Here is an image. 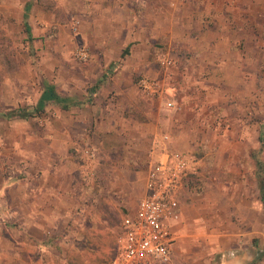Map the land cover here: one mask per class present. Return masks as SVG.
<instances>
[{
  "label": "rangeland",
  "instance_id": "1",
  "mask_svg": "<svg viewBox=\"0 0 264 264\" xmlns=\"http://www.w3.org/2000/svg\"><path fill=\"white\" fill-rule=\"evenodd\" d=\"M241 1L249 8L239 9L238 15L251 12L256 36L250 45L241 41L236 48L243 55L251 52L249 58L256 65L257 83H249L248 72L244 84L225 82L230 84L225 86L221 82L222 95L218 100L213 98L217 92L207 94L206 88L195 92L190 87L181 89L182 80L187 82L192 77L187 72L194 61L175 41L169 45L161 37L152 38L151 45L143 50L144 57L139 49L124 56L81 58L78 48L89 46L86 41L90 33L82 31L80 20L86 15L85 6L90 5V0H0V119L4 118L3 113L23 107L33 112L27 122L22 121L28 128L41 131L48 123L57 128L56 104H49L41 112L35 110L48 83L55 84L62 95L85 102L80 107L89 130L79 138L78 146L79 196L83 201L73 211L76 219L69 222L75 234L70 249L65 248L66 264L111 262L122 220L143 194L154 133L178 128L190 111L198 117L187 121L188 128L185 126L194 143L189 150L202 158V169L194 180L199 191L186 186L182 198L183 205L199 215L191 231L202 230L195 238L203 241L206 231L214 226L223 227L230 221L228 228L245 227L250 231L251 249L256 252L251 264H264V204L256 159L252 156L257 151L264 162V0ZM27 4L31 35L24 25ZM225 22L224 32L245 25L243 17L241 24L235 20ZM212 24L210 17L205 16L197 30L185 31L183 35L195 34L193 37L198 39ZM163 53L174 59L169 69L160 65L159 56ZM148 75L165 82L163 101L173 100L175 109L144 98L138 84L141 77ZM199 92L209 95L208 101L188 106L191 96ZM159 110L164 115L158 116ZM87 150L92 156L86 154ZM7 168L11 170L12 166ZM186 235L188 240H194L192 233ZM182 236L180 233L178 240ZM215 256L218 261L219 255ZM54 259L56 263L62 260Z\"/></svg>",
  "mask_w": 264,
  "mask_h": 264
},
{
  "label": "crops",
  "instance_id": "2",
  "mask_svg": "<svg viewBox=\"0 0 264 264\" xmlns=\"http://www.w3.org/2000/svg\"><path fill=\"white\" fill-rule=\"evenodd\" d=\"M246 6L249 8L241 0H195L187 5L179 0H90L80 23L82 31L90 33L86 41L89 46L85 47L96 57L124 56V53L132 54L139 49V54L144 57L143 50L151 45L152 38L161 37L169 45L178 42L184 54L194 61V66L187 72L192 77L189 76L187 82L182 80L181 89L190 87L195 92L206 88L207 94L217 92L213 98L219 100L221 82L244 84L248 72L249 83H257L256 65L249 58L251 52L243 55L236 48L241 41L250 45L256 36L251 12L246 10L245 16L238 15V10ZM205 16L214 24L207 25L209 28L201 32L199 40L193 37L195 34L183 35L185 31L193 33L197 30ZM242 17L246 26L224 32L225 21L235 20L241 24ZM225 86L230 84L225 83ZM142 95L161 105L169 101L176 105L169 98L163 101L162 97H148L143 92ZM73 97L75 104L69 109L56 104L59 107L55 114L57 128L51 127L50 123L41 131L28 128L22 121L27 122L30 117L0 119V264L68 262V248H65L69 247L75 234L69 222L71 218L76 219L73 211L83 201L79 196V138L89 130L80 107L85 102ZM190 99L188 106H198L208 101L209 95L203 96L199 92ZM194 99L198 100L190 103ZM49 104L54 103H48L45 108ZM161 111L158 116L164 115ZM188 116L180 120L178 128L154 133L148 165L155 142L164 134L170 135L169 145L173 148L192 150L194 143L190 142L192 137L187 136L185 126L188 128L187 121L195 120L198 115L190 111ZM256 153H252L255 159ZM8 165L12 166L11 170ZM198 217L181 202V220L174 227L178 238L180 233L184 236L180 240L177 238L168 264H251L256 260V252L252 251L248 240L250 231L245 227L231 225L233 227L228 228L230 221L223 227L218 223L221 227L209 228L206 240L199 241L195 237L198 238L202 230L199 233L191 231L198 223ZM189 233L194 240L187 239ZM191 248L204 251L193 253ZM215 255H219L218 261ZM55 257L62 260L56 263Z\"/></svg>",
  "mask_w": 264,
  "mask_h": 264
},
{
  "label": "built area",
  "instance_id": "3",
  "mask_svg": "<svg viewBox=\"0 0 264 264\" xmlns=\"http://www.w3.org/2000/svg\"><path fill=\"white\" fill-rule=\"evenodd\" d=\"M78 28L79 23L75 29ZM78 55L87 59L88 48L79 47ZM159 62L169 69L174 59L163 53ZM138 85L148 97H163L166 92L165 82L157 77L143 76ZM167 106L172 108L175 104L169 101ZM170 140V135L164 134L154 144L143 194L135 209L122 220L116 254L110 264H168L172 259L178 238L174 224L181 220L185 181L200 172L202 159L193 152L173 148ZM86 154L92 156L88 150Z\"/></svg>",
  "mask_w": 264,
  "mask_h": 264
},
{
  "label": "trees",
  "instance_id": "4",
  "mask_svg": "<svg viewBox=\"0 0 264 264\" xmlns=\"http://www.w3.org/2000/svg\"><path fill=\"white\" fill-rule=\"evenodd\" d=\"M29 8H30V4H27L25 8L26 11L24 14V25L26 27V31L31 35V26L29 25L27 20L29 15ZM73 98H74L73 96H63L58 92L55 84L48 83L45 85V88L39 98V101L35 106V110L38 112L43 111L48 103L60 104L63 108L69 109L71 106L75 104ZM2 115L4 118L13 119L16 117H31L33 116V112H31L26 108L19 107L17 109H13L11 111L5 112ZM255 156H256V165H257L256 168L257 181L260 188L261 200L264 204V162L260 160L257 154ZM199 174L200 172L197 174H192L185 181L186 186H188L190 189L196 192L199 191V188L197 187V183H195L194 180L197 179Z\"/></svg>",
  "mask_w": 264,
  "mask_h": 264
}]
</instances>
